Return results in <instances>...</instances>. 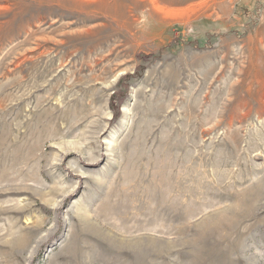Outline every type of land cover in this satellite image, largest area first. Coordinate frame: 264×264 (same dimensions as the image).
<instances>
[{
    "label": "rangeland",
    "instance_id": "1",
    "mask_svg": "<svg viewBox=\"0 0 264 264\" xmlns=\"http://www.w3.org/2000/svg\"><path fill=\"white\" fill-rule=\"evenodd\" d=\"M0 264H264V0H0Z\"/></svg>",
    "mask_w": 264,
    "mask_h": 264
}]
</instances>
